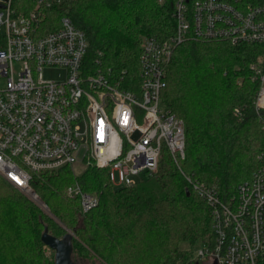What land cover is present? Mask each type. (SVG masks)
I'll return each mask as SVG.
<instances>
[{
  "label": "built area",
  "instance_id": "2783aa9c",
  "mask_svg": "<svg viewBox=\"0 0 264 264\" xmlns=\"http://www.w3.org/2000/svg\"><path fill=\"white\" fill-rule=\"evenodd\" d=\"M33 1L31 9L18 11L13 0H0V175L34 199L35 176L64 166L101 168L113 188L133 187L155 175L167 153L211 210L213 235L193 259L264 264V152L237 195L225 200L216 185L181 166L185 122L162 101L179 44H256L262 56L250 69L260 84L254 106L264 128V0H176V31L144 38L138 80L93 63L85 31L69 16L58 25L49 21L48 10L61 0ZM45 67L66 70V76L47 79ZM233 113L243 120L246 105ZM82 187L75 181L66 195L80 200L84 214L100 197Z\"/></svg>",
  "mask_w": 264,
  "mask_h": 264
},
{
  "label": "trees",
  "instance_id": "16d2710c",
  "mask_svg": "<svg viewBox=\"0 0 264 264\" xmlns=\"http://www.w3.org/2000/svg\"><path fill=\"white\" fill-rule=\"evenodd\" d=\"M176 2L61 0L48 10V19L58 25L69 16L85 31L93 63L99 60L102 68H112L119 75L126 71V80H138L140 37L172 35ZM13 6L26 11L34 1L13 0ZM262 50L256 44L186 41L177 46L168 67L162 101L185 122L187 156L182 167L216 185L225 200L237 195L239 184L250 178L260 165L258 155L264 152V128L254 106L260 84L250 69L260 61ZM238 105H246L243 120L233 113ZM152 179L159 196L151 191ZM75 181L100 197L99 205L88 213L81 212L78 198L65 195ZM141 183L113 188L106 170L94 166L80 175L64 166L35 176L32 182L52 214L75 231V256L99 258L103 264H199L183 246L193 247L213 235L209 205L167 153L157 175ZM7 187L14 188L0 175L1 248L20 246L27 238L44 244L45 225L58 237L65 234L66 229L38 205L20 193H9ZM24 251L22 247L20 258Z\"/></svg>",
  "mask_w": 264,
  "mask_h": 264
},
{
  "label": "rangeland",
  "instance_id": "374dc122",
  "mask_svg": "<svg viewBox=\"0 0 264 264\" xmlns=\"http://www.w3.org/2000/svg\"><path fill=\"white\" fill-rule=\"evenodd\" d=\"M147 36L148 35H142L140 37V46H141V43L144 40V38ZM44 69H45L44 75L47 79H64L66 76V70H63V69H59V68H55V67H45ZM240 81H241V79H240ZM186 156H187V153H186ZM171 159H172V157H171ZM181 166H182V162H181ZM72 169H73L75 175H76V173H77V175H80L84 171L85 168L84 167L82 168V166L78 165L77 167H72ZM54 172H57V171L47 172V174H51ZM157 173H158V171L153 176H156ZM143 181H146V179L141 180L139 182V184ZM149 183L151 186V191L155 195L159 196L160 195V189H159L158 185L155 183V180L152 179L149 181ZM7 191L11 194L12 193L22 194L24 197H26L27 199H30L33 203L38 205L43 211L46 212V209L43 208V205L45 202L42 199H40V200L43 201L44 203L41 204L36 199L32 198L31 195L24 193L23 191H21L20 189H18L15 186L13 189L10 187H7ZM65 195H66V190H65ZM39 198H40V196H39ZM50 212H51V210H50ZM49 216L52 217V214H49ZM52 218H54V217H52ZM54 219L64 229H66L65 233L68 229H70L64 223H62L58 218L55 217ZM62 236H60V237H62ZM201 244L202 243H197L193 247L185 244L183 246V248L189 250L190 253H192V255H193L195 249H197V247H199ZM1 246L2 245H0V264H55V250H53L52 248L47 246L45 243L44 244H42V243H35L34 244L33 242H31L29 240V238H27V239H25V242L22 241L20 246H18V245L12 246V247L5 246V249L1 248ZM22 247H23V249L25 248V251H24V256L22 255L23 257L20 258L19 254H20V249H22ZM73 260H74V264H103L102 260L99 258H97V259L92 258V257L84 258L82 256H75L74 254H73ZM199 264H210V263H209L208 259H202V260H199Z\"/></svg>",
  "mask_w": 264,
  "mask_h": 264
},
{
  "label": "water",
  "instance_id": "95a60500",
  "mask_svg": "<svg viewBox=\"0 0 264 264\" xmlns=\"http://www.w3.org/2000/svg\"><path fill=\"white\" fill-rule=\"evenodd\" d=\"M191 194V190L187 189V195ZM44 203L43 201H41ZM44 209L48 214H52L48 206L44 203ZM52 217L55 218L54 214ZM68 229V228H67ZM42 241L55 250V264H74L73 260V239L75 238V231L68 229L62 237H58L49 231V227L45 225L44 231L42 233ZM213 264H218L217 259H215Z\"/></svg>",
  "mask_w": 264,
  "mask_h": 264
},
{
  "label": "bare ground",
  "instance_id": "6f19581e",
  "mask_svg": "<svg viewBox=\"0 0 264 264\" xmlns=\"http://www.w3.org/2000/svg\"><path fill=\"white\" fill-rule=\"evenodd\" d=\"M38 202H40L41 204H42V202H41V200H40V198H35ZM43 206H45V205H43Z\"/></svg>",
  "mask_w": 264,
  "mask_h": 264
}]
</instances>
